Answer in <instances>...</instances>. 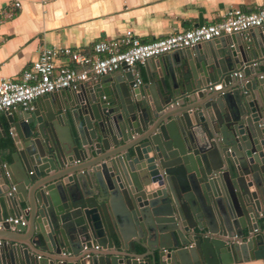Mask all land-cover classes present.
<instances>
[{"label": "water", "instance_id": "water-1", "mask_svg": "<svg viewBox=\"0 0 264 264\" xmlns=\"http://www.w3.org/2000/svg\"><path fill=\"white\" fill-rule=\"evenodd\" d=\"M259 31L162 56L145 85L90 80L71 112L47 95L7 119L0 221L26 224L0 231V264L264 261Z\"/></svg>", "mask_w": 264, "mask_h": 264}, {"label": "crops", "instance_id": "crops-1", "mask_svg": "<svg viewBox=\"0 0 264 264\" xmlns=\"http://www.w3.org/2000/svg\"><path fill=\"white\" fill-rule=\"evenodd\" d=\"M263 2L264 0H0V79H18L38 58L43 48L69 46L90 52L94 43L116 39L127 30L140 42H150L175 32L193 29L199 23L203 25L221 21L232 9H239L247 14L256 12ZM16 3L19 4L18 7H15ZM259 32L264 34V29ZM234 37L235 35H231L220 39L232 45L234 39L231 38ZM242 38L251 41L249 33ZM165 56L168 55L163 57ZM260 57H264L261 50L258 59ZM157 60L159 58L154 60L155 69L148 62L136 66L141 84L145 85L149 79L156 78L159 71ZM260 72H264V67L260 68ZM117 74L119 72L114 75ZM86 84L82 85L83 88ZM73 96L74 91L64 90L48 95V100L55 108L71 112L75 103L71 101ZM43 101L42 97L37 99L32 110H41ZM22 112L23 110L16 108L8 114L0 113V150L2 144L11 149L3 154V163H11V154L15 152L8 134L7 119L13 117L17 121ZM3 130L6 138L2 137ZM262 222L263 219L259 221L260 224ZM240 264H264V261Z\"/></svg>", "mask_w": 264, "mask_h": 264}, {"label": "built area", "instance_id": "built-area-1", "mask_svg": "<svg viewBox=\"0 0 264 264\" xmlns=\"http://www.w3.org/2000/svg\"><path fill=\"white\" fill-rule=\"evenodd\" d=\"M18 6L16 3L15 7ZM250 29H264V2L256 12L247 14L232 9L221 21L175 32L150 42H140L127 30L116 39L94 43L90 52L69 46L43 48L18 79H0V113L8 114L16 108L31 111L33 103L43 96L64 90L75 91L90 80L125 70L132 73L133 87H137L142 83L136 71L137 65L224 36H243ZM25 224V219L11 217L0 221V231L5 228L15 231L16 226ZM254 232L257 233V230Z\"/></svg>", "mask_w": 264, "mask_h": 264}]
</instances>
